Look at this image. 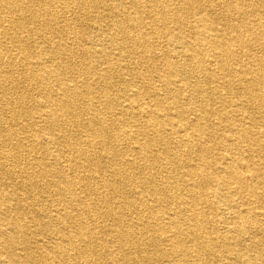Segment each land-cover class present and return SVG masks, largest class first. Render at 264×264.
<instances>
[{"label":"bare ground","instance_id":"obj_1","mask_svg":"<svg viewBox=\"0 0 264 264\" xmlns=\"http://www.w3.org/2000/svg\"><path fill=\"white\" fill-rule=\"evenodd\" d=\"M110 1L103 12L112 11L108 42H118L113 64L122 69L128 58L133 76L118 98L107 89L123 82L122 73L97 74L109 48L93 51L78 24L98 16L105 1L0 0V146L7 148L0 150V264H264V15L255 5L264 0H148L152 36L140 1L131 2L132 13L125 0ZM195 12L198 22L189 25ZM162 34L175 49L163 48ZM138 57L156 71L159 88L133 62ZM32 82L36 91L12 97ZM233 92L237 100L211 105ZM211 116L224 127L222 150L234 151L222 155L223 165L206 156L219 131ZM123 140L138 144L130 158ZM49 187L60 199L41 207L38 195ZM158 201L175 207L157 217ZM150 229L162 232L139 258L130 247ZM101 231L115 235L121 254L103 245Z\"/></svg>","mask_w":264,"mask_h":264},{"label":"rangeland","instance_id":"obj_2","mask_svg":"<svg viewBox=\"0 0 264 264\" xmlns=\"http://www.w3.org/2000/svg\"><path fill=\"white\" fill-rule=\"evenodd\" d=\"M100 1H105L107 4V6L105 5V2L104 3H101L100 4V6L101 7H99V11L98 12H100V14H98V16H96L97 15V12H95L94 14H92L91 13V15L90 14H88L87 16L86 15H83L80 19H79V22H78V24H79V27H80V29L82 28V29H85V30H87V36H88V38H90V40H91V44H92V46H91V48H92V50L93 51H95L94 50V48H102V49H104L105 47L106 48H109L108 50H110V52H111V54L109 55L110 57H106V59H107V61H108V64H102V66H101V68L97 65V68L99 69V71H97V74H98V72L99 73H103V70L104 69H106V72L108 71V70H113L114 72H115V74L117 73V74H119L120 75V73H122V79H123V82H120V80H119V82H116V84H115V87H113L112 89H107V95H113L114 97H116V98H118V96L119 97H121L122 96V93H121V91H120V89L121 88H123L124 87V85L126 84L125 82H127V80H125V78H127V79H130L131 77H133L132 76V74H131V72L130 71H128V70H126L127 69V66L126 65H128V61H129V59L128 58H126V61H125V63H124V67L122 68V69H117L116 68V66L113 64L114 62H115V60L117 59V57L118 56H116L117 54H118V52H119V50L118 49H116L115 47H117V43L118 42H108V34H109V31H108V23L110 24L111 22H112V16L111 15H109V13L110 12H112L111 10H107V11H105V12H103L104 11V9L105 8H107L108 7V4L110 5V3H111V1L109 0H100ZM117 0H115V2H116ZM133 0H125L124 1V3H125V5H126V7L128 8V11L129 12H131L132 13V9H131V2H132ZM140 1V2H139ZM138 2L140 3V4H138V8L139 7H142V8H139V9H141V11H143V13H141L142 15H143V26H144V29L146 30V32L147 33H149L150 34V36H152L151 35V28H152V26H151V21H150V18L147 16V14H146V8H147V6L150 4V2L148 1V0H138ZM251 2H253V3H255L254 1H251ZM149 3V4H148ZM175 3L176 4H178L179 3V0H175ZM258 8H260V11H258V12H261L262 13V16L264 15L263 13V11H264V6L263 7H260V5L258 6V4H255ZM95 11H97V10H95ZM103 13V14H102ZM252 15H253V13H254V16H255V12H250ZM249 13V16H248V21L250 22V20H254L256 17H254V16H252L251 14ZM108 14V15H107ZM101 15V16H100ZM102 15H103V17H102ZM193 15V16H192ZM132 16V18H134L136 15H131ZM92 17H94L93 19H92ZM254 17V18H253ZM149 18V19H148ZM89 19V20H88ZM147 19V20H146ZM198 19H199V14L197 13V12H195V13H193V14H190L189 15V18H188V22H190L189 23V25H196L197 24V22H198ZM235 19V20H234ZM233 20L235 21H233V23H237V22H239V19H237V18H234ZM84 22H83V21ZM99 20H101L102 22H101V24H100V22H99ZM107 21V22H106ZM85 23V24H84ZM89 23V24H88ZM104 23V24H103ZM92 24V25H91ZM90 25V26H89ZM218 26H223V28H225L224 27V25H223V23H218ZM96 28V29H95ZM227 28V27H226ZM96 30V31H95ZM102 30V31H101ZM186 33H188V32H186ZM97 34V35H96ZM37 37H33L32 36V38H31V40L33 39H36ZM102 40V41H101ZM161 40V45L163 46V48H166V47H168V48H170V49H172V48H174L175 49V44H171L170 42H169V40H168V38L165 36V35H163L162 34V37L159 39V41ZM2 41H4V40H2ZM3 43V45H6V46H10V44L9 43H5V42H2ZM91 44H89L88 46H90ZM177 45H180V44H178L177 43ZM201 46V43H199V41L196 43V48L197 47H200ZM113 48H114V50H113ZM112 49V50H111ZM255 49H256V51H255ZM38 50H40V49H38ZM259 50V51H258ZM41 51H43V48L41 49ZM252 52H253V54H256L257 56H259V55H261V50L259 49V48H256V46H254V47H252ZM255 52V53H254ZM214 53V51H210V48L208 49V53L206 54L207 56L204 58V60H206V62L208 61V64H209V62H210V60H211V58H212V54ZM51 55V54H50ZM50 57V56H49ZM48 57V58H49ZM57 60H59V58L57 59ZM141 60V61H140ZM242 61H247L248 59H246V58H243V59H241ZM134 61H137V63L138 64H142V63H144V60L141 58V57H138V58H136V59H134L133 60V62ZM140 62V63H139ZM159 62V61H158ZM157 65L158 66H161V64L160 63H157ZM91 66L92 65H89V66H83V68L84 67H86L88 70H91V69H89V68H91ZM141 67L143 68L142 69V71L144 72V74H147V73H149L150 75H152L153 76V78H152V81L154 82V84H155V87H157V88H159L160 87V85L159 84H161V82L159 81V80H161L160 78H158V75H157V73H155L156 71L155 70H153V68H151V67H147L146 65L144 66V64H142L141 65ZM255 68H256V66H254ZM120 72V73H119ZM87 78L88 77H86V80H87ZM158 78V79H157ZM94 80V81H92V80ZM91 79H89V82H91V83H93L95 86H99L100 85V81L96 78V77H91ZM73 80V78H71V84L72 83H75L74 81H72ZM115 80H117V79H115ZM222 82H223V80H221ZM69 82V81H68ZM35 82H32V84L30 85H28V87H27V89H24V88H20V89H14L13 88V91H12V97H14V94L16 95H18V94H20V92H24V95L25 94H27L26 93V91L27 92H29V91H32V92H34V91H36L34 88V86H35ZM136 85H137V87L141 90V91H144V87L147 85L146 84V82H145V84L143 85L141 82H136L135 83ZM101 88H103V89H105V88H107V87H105V86H103V87H100V89ZM131 88H133V85H132V83H130V84H128V89H127V93H125L124 95H123V97L121 98V103H123V104H125V100H127V98L128 97H130L128 94H129V90L131 89ZM20 90V91H19ZM236 93H239V92H233V94L231 93V95L229 96V97H227V96H223V95H221V99H219V100H217V103H211V105L212 106H218V105H220V104H223V103H225L227 100H231V101H234V100H237L238 99V95L236 94ZM3 94V95H2ZM1 94V96L3 97V99H6V97H5V95H4V92ZM127 94V95H126ZM128 96V97H127ZM241 98V97H240ZM152 98H149V100H147L146 102H148L149 104H152L153 102H154V100H151ZM242 99V98H241ZM151 101V102H150ZM218 101H220V102H218ZM3 102H5V101H3ZM5 105H6V103H4ZM28 105L29 106H33V105H31V101H29V103H28ZM5 117L6 118H8L7 120H9L10 119V115L8 114V113H6L5 114ZM132 122H134L133 120H131ZM236 121L238 122V123H240V116L239 117H237L236 118ZM132 122H130V123H132ZM220 122V120H219V118L218 117H215V116H211V117H209L208 118V123L209 124H213V126L215 127V128H217L219 131H217V132H215V136L213 137V138H211V142L209 143V144H211V145H209L210 147V151L208 152V154L206 153V156H208L209 158H210V160H213V161H215V165H223V163H225V160H223V156L225 155V154H228V153H233L234 151L233 150H230V149H227V150H222V147L220 146L221 144H222V142L225 140L224 139V127H223V125L221 124V122ZM43 124H45V121L43 122ZM122 125H124V123H122ZM76 130V127L75 126H71V131H75ZM44 132H47V131H43V133ZM227 135L229 134V133H226ZM226 136V135H225ZM25 137V136H24ZM80 137V136H79ZM129 145V146H128ZM137 145L138 144H136V143H134V142H128V141H126V140H123L122 141V144L120 145V148H122V149H124L125 150V157L126 158H130V157H132L133 155H134V153H135V151H136V149L134 148V147H137ZM158 148V147H157ZM244 149L246 148V146L245 147H243ZM5 149H7L6 147H4L3 148V146L1 147L0 146V150H5ZM100 153H102V151H100ZM128 153V154H127ZM223 155V156H222ZM264 156V155H263ZM22 160H24L25 161V159H22ZM257 163V162H256ZM166 164H162V165H160L161 167H164ZM157 166V165H156ZM156 166H155V171H156ZM257 166H259V165H257ZM18 170V169H17ZM131 170V173H134L135 175H136V178H137V182H136V186H140L141 185V180H142V176H140L139 174H136V170H137V168H132V169H130ZM53 190V191H52ZM168 194L169 193H166L165 192V195L166 196H168ZM38 197H39V199L41 200V207H47V206H49V205H51L52 204V201L55 199V200H59L60 199V197L56 194V191L54 190V188L53 187H49L47 190H44L43 191V196H39L38 195ZM133 197V199H135V196H132ZM120 197H117V198H115V199H113V200H111V205L113 204V202H116V204H117V202L118 201H120ZM44 204V205H43ZM244 206L245 207H249L250 206V204H248V203H246V204H244ZM152 207H154L153 208V212H155L156 214V216L158 217H163L164 216V214L167 212V211H169V209L168 208H174L175 207V205L173 204V203H170V201H168V202H163V201H158V202H156L154 205H152ZM140 211H143V208L140 210ZM164 211V212H163ZM148 212H150V209H148ZM131 212H127L126 214H130ZM133 216V214H130L129 215V220L131 219V217ZM0 222H2V220L0 219ZM159 223H160V220H159ZM2 224H4V222L2 223ZM107 225H108V227H111V225H112V223L111 222H108V223H106ZM104 226H105V222H104V224H103ZM3 227H5V226H3ZM53 228V227H52ZM111 228H113V227H111ZM103 229V228H102ZM101 229V230H102ZM75 231V228H73L71 231H69L70 233H72V232H74ZM159 231H161V230H159V229H155V230H153V229H150V231H149V234H148V236L144 239V240H142L141 242H140V246L138 247H135V245L133 246H131L130 247V250L132 251V252H135L134 253V255L135 256H138L139 258H142V257H144L145 255H150V253H151V251H152V249H153V247H152V245H151V242H150V240H149V237L150 236H152V235H154V234H156L157 232H159ZM102 232V231H101ZM162 232V231H161ZM160 232V233H161ZM160 233L158 234V235H160ZM157 235V236H158ZM45 236H43V241L45 242V243H49V242H51V240H50V236H48V238H44ZM102 238H103V245L107 248V249H113L114 251H118L119 252V243L116 241V239H115V235H114V238L110 235V234H108V235H106V236H104L103 235V232H102ZM163 244L165 245V241L163 242ZM243 244V243H242ZM52 246V243H51V245H50V247ZM240 247L241 248H243L244 246L243 245H240ZM95 249L96 250H98V248H96L95 247ZM244 252V251H243ZM119 254H121L120 252H119ZM60 259H58V261H59ZM62 261V260H61ZM164 263H167V261H164ZM38 264H40V263H38ZM43 264V263H42ZM155 264H160V263H158V262H156Z\"/></svg>","mask_w":264,"mask_h":264}]
</instances>
